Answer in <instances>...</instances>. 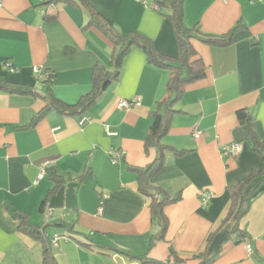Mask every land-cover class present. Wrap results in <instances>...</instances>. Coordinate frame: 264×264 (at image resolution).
Wrapping results in <instances>:
<instances>
[{"label": "crops", "instance_id": "1", "mask_svg": "<svg viewBox=\"0 0 264 264\" xmlns=\"http://www.w3.org/2000/svg\"><path fill=\"white\" fill-rule=\"evenodd\" d=\"M88 1L120 32H141L161 54L179 57L174 25L151 0ZM44 2L0 0V75L48 94L46 72L51 93L76 104L92 89L95 65L112 68L115 46L89 24L86 9ZM184 21L210 34L238 29L224 47L192 40L206 75L186 89L163 138L185 153H167L154 180L180 196L165 208V238H157L161 227L133 168L148 166L158 155L157 148L146 149V138L158 102L168 97L171 72L151 64L146 51L134 46L119 80L81 114L50 110L35 127L21 129L45 100L0 90V264H43L44 259L43 241L23 232L10 208L46 226L50 242L60 236L53 246L57 264H151L137 256L166 261L171 248L184 258L204 252L215 264H264V183L239 231H233V219L226 220L232 203L228 187L263 166L238 112L252 114V128L264 141V0H184ZM134 98L140 103L119 106ZM233 143L241 144L239 153L224 155L223 146ZM112 151L121 153L115 164ZM49 167L64 177L55 190ZM203 192L212 194L207 205Z\"/></svg>", "mask_w": 264, "mask_h": 264}, {"label": "trees", "instance_id": "2", "mask_svg": "<svg viewBox=\"0 0 264 264\" xmlns=\"http://www.w3.org/2000/svg\"><path fill=\"white\" fill-rule=\"evenodd\" d=\"M60 2L72 3L89 11L91 16L89 24L97 25L114 43L115 48L113 52L112 68L108 69L104 64L98 62L94 67L92 89L86 95L82 96L76 104L65 103L51 93L50 84L52 83V77L50 74H46V72H44V75H46L47 78L48 94H40L33 86L10 82L2 75H0V90L15 94H31L45 100V106L35 115L30 123L20 127L21 129H31L35 127L50 110H57L62 114L76 115L92 107L107 88L119 80L123 60L134 46H140L146 51L147 59L151 64L157 67L168 68L171 72L167 82L168 97L158 102V109L153 113L154 122L146 138V149L155 147L158 150V155L148 166L133 168L138 175L139 190L142 194L150 198L149 207L152 217L161 227V232L157 238L163 239L168 229V217L165 213V208L177 202L180 196H171L157 187L154 180L164 166L167 153H185L183 149L179 150L165 144L163 138L170 129L172 118L178 111L176 108L177 104L181 100L186 89L206 75L207 67L204 61L197 55L192 40L197 39L203 43L214 46H228L232 43L233 35L238 27H234L225 34L205 33L196 27L190 28L186 26L184 21V0H151L152 7L170 17L180 43L181 52L179 57L170 58L161 54L152 40L141 32L134 31L125 34L117 30L94 10L88 0H46L44 6L48 7ZM45 17L50 19L51 16L45 13ZM238 117L241 123L247 126V139L252 149L257 152L262 159L263 166L254 168L247 177L228 187L232 203L226 220H234V232L239 231L240 220L249 211L254 196L264 183V141L258 137L252 128L253 116L247 109L239 110ZM47 171L57 183L54 187L55 190L59 184L64 182V177L58 174L54 167L47 168ZM45 203L46 201L43 205H45ZM10 211L12 216L19 220L20 229L23 232L43 241V264H57L53 254V246L47 238L46 226L31 223L29 215L26 212L12 208H10ZM170 251V256L166 261L153 260L147 258L146 255H139L137 257L151 264H215L216 260V258L208 257L204 252L194 254L190 258H184L181 257L174 248H171Z\"/></svg>", "mask_w": 264, "mask_h": 264}, {"label": "built area", "instance_id": "3", "mask_svg": "<svg viewBox=\"0 0 264 264\" xmlns=\"http://www.w3.org/2000/svg\"><path fill=\"white\" fill-rule=\"evenodd\" d=\"M8 65L10 66V64H8ZM36 72H40V70L39 69H36ZM135 103H140L138 98H134L132 100L123 99V100L120 101L119 106L121 108H129L130 106H132ZM84 121H85V118H83L81 122L83 123ZM200 135H201V132L199 130H197L195 132V136L196 137H199ZM240 150H241V144L240 143H233V144H229V145L223 146L222 153L224 155H236V154L239 153ZM110 155H111L112 163L115 164V163H117L118 158L121 156V153L119 151H112V152H110ZM48 165H50L49 162L45 163L44 164V169ZM211 195L212 194H209L207 192H203L202 193L201 200H202V203L204 205H207L208 200L210 199ZM50 215H51V212H49V214L46 213L45 214V218L46 219L49 218ZM59 237L60 236L57 233L53 236V239L51 240L52 246H58V239H59ZM247 248L250 249L251 248V245L250 244H247Z\"/></svg>", "mask_w": 264, "mask_h": 264}]
</instances>
